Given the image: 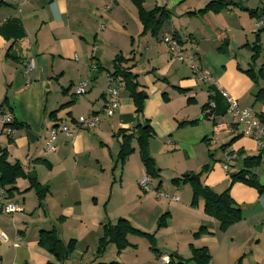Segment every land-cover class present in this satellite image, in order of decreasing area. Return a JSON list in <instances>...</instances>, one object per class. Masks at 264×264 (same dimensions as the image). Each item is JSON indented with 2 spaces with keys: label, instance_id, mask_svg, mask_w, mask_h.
Returning <instances> with one entry per match:
<instances>
[{
  "label": "crops",
  "instance_id": "obj_1",
  "mask_svg": "<svg viewBox=\"0 0 264 264\" xmlns=\"http://www.w3.org/2000/svg\"><path fill=\"white\" fill-rule=\"evenodd\" d=\"M154 1L153 8L149 9L144 0V10L149 12L159 7L168 13L167 21L155 37L142 34L136 8L130 0H25L19 13L11 0H0L4 4L0 7V24L17 19L23 32V37L17 41L5 40L0 35V104L6 97L14 120L24 125L22 129H14L11 137L0 130V151H5L8 164H18L40 185L48 187L44 204L38 208L28 181L16 180L18 194L11 199L20 203L22 210L13 215L0 214V264H61L38 245L39 232L49 230H54L64 244L75 241L74 252L62 264H76L78 230L85 226L93 228L86 237L94 233V242L87 246L92 248L89 262L111 263L104 256L95 258L96 244L102 225H114L118 219L125 218L121 216L112 223L107 210L101 214L97 208L90 207L95 211L90 213L96 218L87 222L82 203L97 197H104L108 203L112 195L117 194L138 202V181L145 173L137 146L132 142L134 151L120 167L116 162L119 142L113 134L120 128L144 121L154 131L148 152L159 177L156 184L150 179L151 192L141 190L145 194L143 202L158 200L154 203L156 217L164 213L170 217L166 220V229L172 228L174 218L178 228L186 229L187 246L182 250L177 246L174 250L176 263L187 264L186 260L191 257L190 245L206 247L212 255L209 264H220L216 257L222 248L232 258L241 255L237 259L239 264L264 263L261 239H256L252 231L258 223L262 225L260 231H264V222H259V214L264 212V195L240 183L230 184V175L242 169L245 158L258 156V149L251 137L242 134L237 119L227 113L226 103L218 92L214 98L215 109L207 107L208 90L222 89L264 123V99L255 98L264 89V31L259 35L260 52L254 60L251 50L256 35L255 21L264 16V0L257 3L255 0H222L238 4L242 9L228 7L218 14L204 15L189 13L202 9L210 0L187 5L180 4L186 0ZM171 1L179 5L169 6ZM250 11H256L257 15L249 16ZM165 36L176 37L184 55L194 56L216 85L208 79L197 81L189 67L170 54L161 40ZM9 47L11 57L6 56ZM117 55L131 60L122 66L137 75L140 90L144 91L141 117L135 115L132 100L119 79H116L119 82L117 111L111 117L104 114L108 79ZM29 57L35 60L36 68L25 76L23 62ZM246 70H252L254 82L242 73ZM80 82H86L87 87L86 92L78 96L74 86ZM51 113L54 115L50 117ZM92 116L98 118L92 130L74 126L79 118ZM194 121L193 125H181ZM63 125L69 127L72 140L58 134L54 142L56 150L44 152L49 130ZM228 152L236 153L237 158L228 164L229 170L225 172L222 165ZM210 156H213L212 162ZM202 167L207 169L202 177L203 186L216 194L230 187V197L242 214L240 222L223 232L216 220L204 214L202 199L191 206L189 183H171L184 174L197 175L201 183ZM39 168L47 169V178H39ZM261 170L260 164L254 172L258 183L264 186ZM112 174L118 179L115 187L110 183ZM88 180L97 181L87 184ZM30 192L34 193L35 202L27 204L24 197ZM158 192L178 200L159 199ZM43 205L48 210V214L45 211L47 218L41 215ZM258 205H261L260 211L249 215L253 223L250 225L242 210L252 211ZM49 209L54 213L56 224H52ZM200 227H205L208 234L193 239L192 234ZM239 232L245 239L241 249L235 248L233 243ZM1 235L6 240H2ZM129 237L130 247H135ZM228 237L231 245L227 244ZM161 255L166 254L156 250L155 259L159 260Z\"/></svg>",
  "mask_w": 264,
  "mask_h": 264
},
{
  "label": "trees",
  "instance_id": "obj_2",
  "mask_svg": "<svg viewBox=\"0 0 264 264\" xmlns=\"http://www.w3.org/2000/svg\"><path fill=\"white\" fill-rule=\"evenodd\" d=\"M137 11L138 21L142 26V34L149 33L151 36H157L160 32L163 24L168 19V13L163 8L155 7L151 11H145L143 8L144 0H130ZM4 4L0 2V7ZM228 7L241 8L238 4L225 2L222 0L209 1L202 9L195 13H189V15L197 14L204 15L207 13L218 14L221 11L227 9ZM242 9V8H241ZM256 11H250L249 16L254 17ZM264 31V28L260 31L255 32L254 42L251 44L252 50V60H254L260 52V33ZM0 35L5 40L17 41L23 37V32L21 29L20 22L17 19H9L4 24H0ZM173 37V36H172ZM177 39L176 37H173ZM9 47L6 56L9 55ZM131 60H126L121 55L115 56L113 60V72L110 77L119 79L123 85L124 90L128 93L130 99L132 100L133 106L135 108V115L141 117L143 113V106L145 101L144 91L140 90V86L137 83V75L130 71V68H124L122 64H126ZM246 76H248L253 82L255 81V76L252 70L243 71ZM179 92H184V90L177 89ZM216 94L212 98L214 102ZM256 100L264 99V89L260 90L256 96ZM210 100V97L208 96ZM208 100V101H209ZM215 104V103H214ZM5 106L10 112H12V107L8 105V99L5 97L1 102L0 107ZM208 107V103H207ZM215 109V108H214ZM54 113L50 114V117ZM207 118V115L203 116ZM196 122L183 123L181 125H193ZM12 127L14 129H22L24 127L21 123H16L14 120ZM154 135L152 127L147 121L143 124L135 122L131 127L120 128L114 134L113 137L119 142V150L116 157L117 164L121 167L126 159L133 153L132 142H135L137 146V151L139 155L140 162L144 168V173L150 179L158 180V170L155 168L153 159L150 157L148 152V143L150 138ZM260 165V156L247 157L242 161V169L235 172L230 178V184L240 183L246 187L254 189L259 195H264V186L260 185L257 181V176L254 170ZM204 170H207L204 167ZM203 171V169H202ZM190 174H184L179 178L171 180L174 185L189 183L192 187V198L191 206L197 205L198 200H203V212L206 216L213 218L219 223L220 231H225L228 227L236 224L242 220V214L240 208L234 203L230 197V187H228L223 192L216 194L209 190L207 187L203 186L200 182L196 183L190 179ZM26 179L29 183V189L33 190L37 198V206L41 207V202L45 195L48 193V187L40 185L34 176L26 174L21 166L18 164L10 165L6 162L5 151H0V189H3L7 194L8 198L14 197L17 193V188L15 187V182L17 179ZM160 185V183H159ZM231 206H236L237 209L234 210ZM168 213L162 214L158 219L157 228L165 226L166 218ZM136 235L144 236L150 242H153V235H148L142 233L137 229L131 227L129 222L125 219H118L114 225L104 224L102 225L101 236L99 237L96 250L95 258H99L101 254L105 251L108 245L114 244L118 251L125 249L129 243L127 241V236ZM208 234L205 227H200L196 233L192 234L193 239H198L202 235ZM38 245L48 254L54 257L57 263H63L75 250V241L69 240L67 243H63L59 240L56 232L54 230L40 231L38 235ZM191 252V257L186 260L187 264H209L211 256L206 247L194 248L189 246ZM154 252H156L154 250ZM171 264L174 262L173 256L170 257ZM116 264V263H109ZM184 264V263H176Z\"/></svg>",
  "mask_w": 264,
  "mask_h": 264
},
{
  "label": "rangeland",
  "instance_id": "obj_3",
  "mask_svg": "<svg viewBox=\"0 0 264 264\" xmlns=\"http://www.w3.org/2000/svg\"><path fill=\"white\" fill-rule=\"evenodd\" d=\"M168 2V0H158V2ZM199 0H186L180 4L188 3L191 4V2H198ZM211 1V0H210ZM214 1V0H212ZM255 3H257V0H255ZM155 4L154 0H147L146 6L151 9L153 8ZM170 4L174 5H179L178 3L171 1L168 5ZM172 12L169 11V15L172 16ZM138 58V56H137ZM44 142V141H43ZM39 144L42 145V139H39ZM136 146V145H135ZM213 155V154H212ZM209 161H213V156L208 157ZM203 169V171H202ZM43 172V174L41 173ZM201 184L203 185L202 182V177L203 174L206 172L204 170V167L201 168ZM39 178H47L48 177V171L46 168H39ZM194 177H198L195 175ZM97 180H88L87 184H92L95 183ZM153 182L156 184L158 181L153 180ZM111 186H114L118 184V179L116 176L113 174L111 175ZM102 187V185H101ZM152 189L147 191L146 193L151 192ZM18 194V193H17ZM25 196V195H24ZM145 197V194L141 191V189L138 192V202L135 200H130L127 197H121V195H112L108 203H105V198L104 197H97L96 200H91L88 202V200L85 199V202L82 203L83 205V211H85V221H89L90 218L95 219L96 216L93 215V213H90L93 211L90 207L92 208H97L99 213L103 214L106 212V210L109 212L112 223L115 222V220L119 217L122 216V218H125L126 220L129 221V224H131L132 228L138 229V231L142 233H146L148 235H153V242L151 243L150 240H148L144 236H136V235H131L129 234V242L133 244L135 247H130L128 245L125 249H121L118 251L116 246L114 244H110L108 247L105 249V251L101 254V257L104 256L105 259L109 260L107 262L111 263H116V264H160L159 260L155 259V253L154 250H159V252H162L163 254H166L167 256L171 257L174 254V250L177 249V246L180 250L186 249V244H187V239H188V233L186 232V229L183 228H178L177 227V219H173L172 228L166 229L168 222L165 223V226L161 228H157L158 226V217H156L155 210L156 206H154V203L158 200L153 199V201L149 202H143V198ZM88 198V197H87ZM25 203L27 204H32V202H35V195L33 192H30L29 195L24 197ZM44 204V199L42 200L41 204ZM89 203H91L92 206H89ZM106 204V205H105ZM106 206V207H105ZM261 205H258L252 209V211H246L242 210V213L244 217L248 219V223L251 225L253 224L251 221V218L249 215L253 214V211L259 210ZM39 208V207H38ZM44 212L46 211L48 214V210L46 207H44ZM41 211V210H40ZM41 211V215L44 218H47L48 216L46 215V212L44 213ZM95 212V211H93ZM44 213V214H43ZM50 213V219H53L52 224H56L55 217L53 211L49 209ZM46 215V216H44ZM259 222H264V212L259 214ZM169 215L167 216L166 220L169 219ZM148 221H147V220ZM85 223V222H84ZM258 227H262L259 223L256 224L255 226L252 227V231L254 233V236L256 239H261V247L264 249V231H258ZM93 228L89 229L88 227H83L82 230H78V237H79V243L77 246V253L79 256H77L74 260L78 263L76 264H93L90 261V257H92L91 252L92 248L89 247L87 248L90 243L94 242V233L90 234L88 237H86V234L90 231H92ZM160 230V231H159ZM127 236V238H128ZM245 239L243 238L242 234L239 232L236 236L235 239L233 240L234 246L237 249H241L244 245ZM227 244H230L229 237L227 238ZM246 247H244L245 249ZM125 250V251H124ZM124 251L122 255L120 253ZM211 254H213L211 252ZM84 257H80L83 256ZM212 257V255H210ZM241 256V255H240ZM237 255L236 257L232 258L229 255H227L226 249L224 248L221 249L219 255L216 257V260L220 264H239L237 262V259L240 257ZM174 259V258H173ZM212 259V258H211ZM80 261V262H79ZM178 260L174 259V262L172 264H176ZM211 261V260H210ZM102 262V261H101ZM210 263V262H209ZM216 264V262H213ZM243 264H248L247 262H244ZM264 264V263H263Z\"/></svg>",
  "mask_w": 264,
  "mask_h": 264
},
{
  "label": "built area",
  "instance_id": "obj_4",
  "mask_svg": "<svg viewBox=\"0 0 264 264\" xmlns=\"http://www.w3.org/2000/svg\"><path fill=\"white\" fill-rule=\"evenodd\" d=\"M15 5L16 12L21 11V6L25 0H11ZM264 28V16H259L254 24V32L260 31ZM162 42L166 44L168 50L174 58L180 62L185 64L191 70L194 78L202 82L204 80H209L212 84L216 85L214 81L208 77L206 73H204L194 56H186L183 53L182 45L179 41L172 36H165L162 39ZM36 68V62L33 57H29L24 59L23 62V74L25 76H29L32 71ZM94 68V67H93ZM119 82L116 78L110 77L108 79V86L106 89L107 101L104 105V114L108 117H111L115 114L118 108L117 94ZM87 83L80 82L74 86V93L78 96L83 95L86 92ZM216 92L219 93L221 98L226 103V111L232 117H235L241 127V132L243 135L251 137L256 144V147L260 156V164L262 166V170L260 175L264 177V123L258 118L252 111L246 108H242L238 105L237 101L229 95L226 91L222 89L218 90H208V96L210 100L208 101V108L214 109L215 104L212 100ZM14 122V118L11 112L5 107H0V130L4 133L5 136L11 137L14 133V128L12 124ZM98 123V118L92 116L91 118H79L76 122H74V126L79 129L84 130H92L96 124ZM58 134H64L69 137L71 140L73 138L72 132L69 130V127L66 125L60 126L58 128H51L48 132V136L46 137L44 143V152L53 153L56 148L54 146V142L58 136ZM237 155L234 152H228L225 155V161L222 165V168L225 172L229 170V163L236 160ZM138 186L143 192L149 191L150 188V178L144 175L139 181ZM157 197L159 199H168L170 201L176 202L177 197H170L165 193L158 192ZM22 206L20 203L13 201L11 198L7 197V194L3 189H0V214L4 215H13L21 212ZM2 240H6L4 235H1ZM160 264H171V259L167 255H161L159 257Z\"/></svg>",
  "mask_w": 264,
  "mask_h": 264
},
{
  "label": "water",
  "instance_id": "obj_5",
  "mask_svg": "<svg viewBox=\"0 0 264 264\" xmlns=\"http://www.w3.org/2000/svg\"><path fill=\"white\" fill-rule=\"evenodd\" d=\"M30 136H31V135H30V133H29V136H28V137H30ZM232 176H233V174L230 175V177H232ZM190 179H191V180H194L196 183H198V178H197V177H194V176H193V177H190ZM231 208L234 209V210L237 209L236 206H231ZM257 229H258V231H260V230H261V227H258Z\"/></svg>",
  "mask_w": 264,
  "mask_h": 264
}]
</instances>
